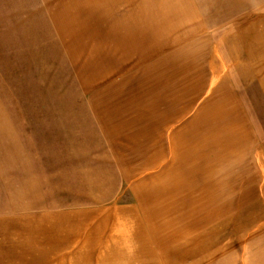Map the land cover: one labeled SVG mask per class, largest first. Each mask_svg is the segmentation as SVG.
Masks as SVG:
<instances>
[{"label":"rangeland","instance_id":"rangeland-1","mask_svg":"<svg viewBox=\"0 0 264 264\" xmlns=\"http://www.w3.org/2000/svg\"><path fill=\"white\" fill-rule=\"evenodd\" d=\"M262 96L264 0H0V264H264Z\"/></svg>","mask_w":264,"mask_h":264},{"label":"crops","instance_id":"crops-1","mask_svg":"<svg viewBox=\"0 0 264 264\" xmlns=\"http://www.w3.org/2000/svg\"><path fill=\"white\" fill-rule=\"evenodd\" d=\"M231 35V36H233L231 33H230V31L229 32H224V33H221L220 35H219V37H220V43H215V45L216 46H218L219 47V45H220V47H219V49H218V51L220 52V59H221V62L223 61L222 60V54L221 53H225L224 52V44H226L225 42H226V35ZM236 46V48H237V44L235 45ZM249 51V50H248ZM238 52L240 53V51L238 50ZM232 60H233V58H232V55H231V57H230ZM235 59H236V55H235ZM225 61H228V57H226V60ZM229 69V68H228ZM227 69V70H228ZM227 70H226V72H227ZM101 78V77H100ZM251 90H252V88H251ZM236 98H238L237 97V95H234ZM252 98H253V96H251ZM262 98L264 99V96H262ZM170 125V124H169ZM253 125V124H252ZM171 126V125H170ZM172 127V126H171ZM168 133V132H167ZM250 133V129H249V131L247 130V132H246V135L247 134H249ZM251 134V133H250ZM171 137H173V134H172V136ZM167 139H169L170 141H172V139L171 138H169V133L165 136V140H167ZM247 139H250V135L248 136V138ZM159 141H160V139H158ZM250 141V140H249ZM105 144H108L109 146H111V147H114L113 145H111V144H109V143H105ZM105 144L103 145V146H105ZM127 145V144H126ZM189 146V145H188ZM192 146H195L194 144H192ZM157 147H159V145H157ZM172 147H173V145H172ZM215 147H217V146H215ZM246 149H248L249 151H250V155H247V154H245L246 155V157L248 158L249 156H253V155H255V151H254V146H248V147H246ZM117 152H120V151H116L115 153H113L114 155H116V153ZM142 152V151H141ZM170 153H171V151H170ZM222 154H223V152H222V148L221 147H217L216 148V150H215V157H217V158H220L221 159V157H222ZM122 156H124V157H122ZM117 157L118 158H125V155H118L117 154ZM166 157V156H165ZM246 157H242V159H241V161H239V163L238 164H240V163H243L244 161H245V158ZM244 159V160H243ZM218 161V160H217ZM235 161H237V159H235V158H233L230 162H231V170L230 171H227V170H225V172H229L230 174L229 175H225L226 176V178H230V179H239V178H233V176H234V174L233 173H235V171H233V170H235V165H233V164H235L234 162ZM114 162H118V160H115ZM127 161H123V162H121V161H119L118 163L119 164H124V163H126ZM218 163H222L221 162V160L220 161H218ZM237 169L239 170V165H237ZM119 170H121V171H123L122 170V168H120ZM240 172H241V170H239ZM249 170H247V172H248ZM246 172V173H247ZM193 173H195V172H193ZM196 174H199V175H201V177H204V175H206V174H218V176H221L222 174H224V170H222V171H217V172H212V171H204V172H197ZM241 175H243V173L241 172ZM207 176V175H206ZM217 176V177H218ZM209 177H211V178H215L214 176H209ZM204 190V189H203ZM146 199H147V197H146ZM141 204H142V206L144 207L145 205H146V203L145 202H142L141 201ZM226 206V205H225ZM230 206V205H229ZM231 207V206H230ZM144 208H146V207H144ZM232 208V207H231ZM213 211V210H212ZM222 211H225V210H223L222 209ZM146 212H147V217H150V218H146L147 220V222H149V221H151L150 219H151V217L155 214V211H151V205H148L147 204V209H146ZM213 221H216L215 219H213L211 222H213ZM146 222V225L147 226H149L148 225V223ZM211 222H209V223H211ZM175 240V238H173V237H171V238H169V241L170 242H172V241H174ZM254 243H258L257 241H251L250 240V243H247L246 241H244V245H243V249L245 248V250H246V252H248V251H251L250 249H251V244H254ZM253 249H254V247H252ZM245 250H242L243 251V254L245 253L244 251ZM223 255V254H222ZM226 255H236V254H234L233 252H228V254H226ZM246 255V254H245ZM213 256L214 255H212L211 257H212V259H210L211 261L212 260H214V258H213ZM210 260H208L207 262H206V264H208V262L210 261Z\"/></svg>","mask_w":264,"mask_h":264}]
</instances>
